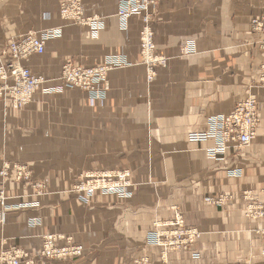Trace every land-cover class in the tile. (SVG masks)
Returning <instances> with one entry per match:
<instances>
[{
    "label": "crops",
    "instance_id": "1",
    "mask_svg": "<svg viewBox=\"0 0 264 264\" xmlns=\"http://www.w3.org/2000/svg\"><path fill=\"white\" fill-rule=\"evenodd\" d=\"M64 1L0 0V44L59 29L42 55L23 62L47 87L60 84L65 61L91 67L123 55L130 66L109 72L104 100L64 91L36 94L21 110L0 102V169L21 166L30 176L0 177L5 206L39 204L4 212L0 250L37 255L42 236L59 233L82 245L83 257L36 256L33 264H264V221L245 216L264 193V89L257 84L263 36L250 26L264 14V0H162L151 25L156 51L168 61L150 84L139 56L138 17L122 26L118 0H82L84 15L102 24L93 38L60 18ZM250 92L259 123L249 146L212 158V139L189 141L190 133L205 132L210 118L227 116ZM116 168L131 171L130 199L96 194L83 205L69 192L78 174ZM32 184L45 185L44 195ZM176 213L200 234L196 242L188 250L149 245L154 223L172 222ZM33 218L41 225L31 227Z\"/></svg>",
    "mask_w": 264,
    "mask_h": 264
},
{
    "label": "built area",
    "instance_id": "2",
    "mask_svg": "<svg viewBox=\"0 0 264 264\" xmlns=\"http://www.w3.org/2000/svg\"><path fill=\"white\" fill-rule=\"evenodd\" d=\"M162 0H118L116 16L122 21V26L132 17L140 19L139 32V56L141 64L146 69L147 80L152 82L156 76V70L166 66L168 58L157 53L154 44V32L152 22L153 13ZM60 18L73 25L85 27L89 30L93 38H97L102 29L101 21L96 17H85L81 0H66L59 6ZM252 31L261 34L263 39L259 42V49L262 54L261 64L258 69V86L264 89V15L254 18L251 21ZM60 36V30H45L39 34L27 33L16 39L7 40L4 48H0V102L8 103L12 109L18 110L29 104L33 96L39 92L43 94H59L65 88H79L85 91L90 97V101L104 99L109 88L107 75L113 70H119L130 66L123 55H112L104 58L101 64L91 67L75 65L71 60L65 61L61 66L59 81L56 87H47L45 80L32 74L23 65L29 57L42 55L46 42ZM46 87V88H45ZM259 123L258 102L256 95L250 92L247 97L238 102L227 116L212 117L207 122L205 132L190 133V142L204 143L209 139L214 141V147L207 150L209 156L215 158L232 149H241L250 145L256 136V129ZM14 171L16 178L27 179L25 168L14 166L13 168L4 164L0 169V177L5 179L9 172ZM127 174L117 176L121 180ZM85 177H88L86 175ZM94 179L96 190L102 193L113 195L116 198H126V194L114 188L109 183L107 174L89 176L86 178V186L80 191L89 194L87 181ZM2 193V191L0 190ZM250 197L251 194H246ZM0 200L2 196L0 194ZM211 205H220L222 198H207L205 200ZM245 216L251 220L264 221V193L263 200L246 207ZM0 220L3 217L0 216ZM155 230L150 232L149 245H160L165 248H183L188 250L199 238L200 234L195 229H187L182 216L176 213L174 220L168 223H155ZM163 226H170V231L161 232L157 230ZM264 234V231H262ZM52 240L43 242L41 256L62 257L73 256L77 253L74 249L69 251L63 247L61 250L51 247ZM264 256V249L262 250ZM195 258L197 256H194ZM32 264L24 250L18 247L2 248L0 250V264Z\"/></svg>",
    "mask_w": 264,
    "mask_h": 264
},
{
    "label": "rangeland",
    "instance_id": "3",
    "mask_svg": "<svg viewBox=\"0 0 264 264\" xmlns=\"http://www.w3.org/2000/svg\"><path fill=\"white\" fill-rule=\"evenodd\" d=\"M259 16H256V17H259ZM18 37H16V38H18ZM16 38H14V39H16ZM6 43H7V41H4L2 44H0V48H4V45ZM46 44H47V42H46ZM154 44H155V42H154ZM146 82H147V84L151 83V82H149L147 80V74H146ZM64 91H80V92L86 93L85 91L80 90L79 88H72V89L65 88V90H63L61 93L63 94ZM87 97L90 99L88 94H87ZM100 100H104V99H100ZM23 108H25V107H23ZM21 109H18V110H21ZM25 171H26L27 180H28L30 178L29 172L26 169H25ZM11 172H14V171H11ZM102 173L108 175L110 185L113 186L114 188H117L118 190H121L123 193H125L126 194V198L119 199V198L114 197L113 195L104 194V193L101 192V190H96V187H94V184H95V180L94 179H91V180L87 181V186L89 188V194L88 195L84 194V193H82L80 191L81 187L86 186V181H85L86 178H88L89 176H97V175H100ZM121 174H127V176H125L124 178H121V180L117 179V176L121 175ZM86 175H88V177H85ZM130 179H131V171L128 170V169H125V168H116L114 170L97 171V172H89V173L88 172H82V173L77 175V179L74 182V184L72 185V187H71L69 192L71 194L75 195L77 197L78 201L81 202V204H83V205H89L91 203V200L93 199V197L96 194H102L104 196L116 198V199H119V200H127V199H130L132 197V192H131L132 183H131ZM31 188L34 189L35 192H37V195H42V194L44 195L45 189H46L45 185H43V184H32ZM0 194L2 196V200H0V206H1L2 210H3L0 213V216L3 217L2 221H4V212H7V210H9V209L38 208L39 207L38 202H32V203H28V204H20L18 206H13L12 208L6 207L5 206L6 197L1 192H0ZM29 221H30L29 225L31 227L41 225V222H40L39 218H33V219L29 220ZM154 225H155V223H154ZM150 232H151V230L147 232V237H146V240H147L148 244H149L148 238H149ZM51 237L55 238V240H52V243H51V247L53 249H56V246L59 247L60 250L63 247H66V248L69 249V251H72V250L76 249L77 253L73 254V256H69V257L65 256V254H63L62 257H57L56 256V257H52V258L51 257H43V256H41L40 253H41L42 248H43V242L51 240ZM41 239H42V244H41V248H40L38 254L37 255H31L30 254L29 255V258L32 261V264L34 263V259H35L36 256H38V257H40L42 259L49 260V261H59V260H67V259L75 261V260H78V259L82 258L83 255H84L83 246L79 245V244H75L73 242L72 237H70L68 235L59 234V233H46V234H44L42 236ZM141 262L142 263H146V259L145 258L142 259Z\"/></svg>",
    "mask_w": 264,
    "mask_h": 264
},
{
    "label": "bare ground",
    "instance_id": "4",
    "mask_svg": "<svg viewBox=\"0 0 264 264\" xmlns=\"http://www.w3.org/2000/svg\"><path fill=\"white\" fill-rule=\"evenodd\" d=\"M81 1H82V0H81ZM82 9H83V4H82ZM83 14H84V11H83ZM263 15H264V14H263ZM263 15H261V16H263ZM84 16H85V15H84ZM85 17H86V16H85ZM259 17H260V16H259ZM89 18H92V17H89ZM257 18H258V17H257ZM251 21H252V20H251ZM250 26H251V24H250ZM251 29H252V28H251ZM139 32H140V31H139ZM153 32H154V31H153ZM57 38H58V37H57ZM51 40H52V39H51ZM138 40H139V37H138ZM45 47H46V44H45ZM44 52H45V50H44ZM33 56H37V55H33ZM39 56H40V55H39ZM31 57H32V56H31ZM31 57H29V58H31ZM29 58H28V59H29ZM28 59H27V60H28ZM27 60H26V61H27ZM25 67H26V66H25ZM26 68H28V67H26ZM28 69H29V68H28ZM29 70H30V69H29ZM30 72H31V71H30ZM31 73H32V72H31ZM32 74H33V73H32ZM107 76H108V75H107ZM38 77H40V76H38ZM40 78H42V77H40ZM42 79H43V78H42ZM107 79H108V78H107ZM45 83H46V82H45ZM257 84H258V81H257ZM45 88H46V87H45ZM108 90H109V88H108ZM107 92H108V91H107ZM37 94H43V93L39 92V93H37ZM106 94H107V93H106ZM35 95H36V94H35ZM35 95H34V96H35ZM43 95H46V96H52V95H55V94H43ZM34 96H33V97H34ZM30 103H31V102H30ZM30 103H29V104H30ZM29 104H27L26 106H28ZM26 106H24V107H26ZM216 117H220V116H216ZM9 173H10V172H9ZM9 173H8V174H9ZM7 176H8V175H7ZM6 178H7V177H6ZM6 178H5V179H6ZM2 179H3V178H2ZM20 180H21V179H20ZM0 190L2 191L1 188H0ZM2 194H3V191H2ZM3 195H4V194H3ZM261 234L264 235L262 232H261ZM22 250H23V249H22ZM24 251H25V250H24ZM25 252H26L27 254L30 255L29 252H27V251H25Z\"/></svg>",
    "mask_w": 264,
    "mask_h": 264
}]
</instances>
